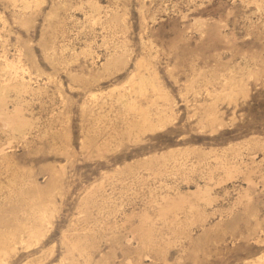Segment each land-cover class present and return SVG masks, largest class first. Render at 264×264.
<instances>
[{"label":"rangeland","instance_id":"rangeland-1","mask_svg":"<svg viewBox=\"0 0 264 264\" xmlns=\"http://www.w3.org/2000/svg\"><path fill=\"white\" fill-rule=\"evenodd\" d=\"M0 106V264H264V0H0Z\"/></svg>","mask_w":264,"mask_h":264},{"label":"bare ground","instance_id":"bare-ground-1","mask_svg":"<svg viewBox=\"0 0 264 264\" xmlns=\"http://www.w3.org/2000/svg\"><path fill=\"white\" fill-rule=\"evenodd\" d=\"M8 62V61H7ZM140 62V61H139ZM140 65V64H139ZM143 65V64H142ZM11 67H13V68H16L14 65H12ZM18 70V69H17ZM145 91V89L142 91V90H138V92H139V94L141 95V96H144L145 94H146V91ZM146 97V96H145ZM2 99H3V97H2ZM147 99V98H146ZM4 100V99H3ZM3 100L1 101V102H3ZM5 101V100H4ZM137 103L138 102H131L130 103V106H131V110H134L135 112H138L139 113V111L138 110H140L139 109V107H138V105H137ZM4 105V104H3ZM2 105V106H3ZM5 106V105H4ZM3 106V107H4ZM1 107V106H0ZM5 108V107H4ZM1 109V108H0ZM130 109V108H129ZM2 110H3V108H2ZM1 111V110H0ZM5 111V110H4ZM3 113H5V112H3ZM10 113H8V111H7V114L5 113L4 115H3V117H1V119H0V125H2V126H5V127H10V128H12V127H16V126H20V125H25L26 124V122H25V120H22V118L20 119L19 117H17L16 116V114L15 115H13V116H11V114L9 115ZM14 116H16V118L14 117ZM19 116V115H18ZM20 127H22V126H20ZM14 129V128H13ZM3 150V149H2Z\"/></svg>","mask_w":264,"mask_h":264}]
</instances>
